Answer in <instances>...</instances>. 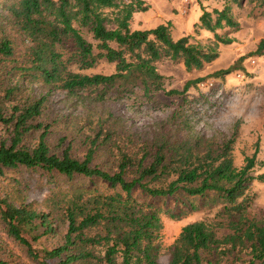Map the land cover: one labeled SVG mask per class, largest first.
Returning <instances> with one entry per match:
<instances>
[{
    "label": "trees",
    "instance_id": "16d2710c",
    "mask_svg": "<svg viewBox=\"0 0 264 264\" xmlns=\"http://www.w3.org/2000/svg\"><path fill=\"white\" fill-rule=\"evenodd\" d=\"M3 1L0 72H15L19 79L29 77L68 95L102 101L124 97L137 88L144 94L163 90V76L156 67L160 60L181 63L186 71L200 70L212 62L218 57L217 44L232 41L215 31L239 26L229 2L239 5L244 0H227L220 9L211 11L201 6L195 26L214 33L212 45L192 43L188 35L173 39L169 24L131 30L132 14L148 9L141 0ZM247 1L254 3L253 12L263 8L259 14L264 17V0ZM263 47L261 40L255 53ZM242 59L209 76L233 72ZM100 60L114 63V71L85 72ZM3 79L0 74V124L7 131L0 139V174L24 167L68 180L76 175L98 179L113 189L107 194L77 191L60 200L59 215L66 228L62 242L51 248L39 247L35 241L39 227L42 234L55 232L53 210L37 212L26 204L15 205L0 198L5 232L36 264H161L159 209L152 203L139 202L133 196L136 189L151 198L176 197L178 193L204 197L212 193L222 203L227 232L219 235L221 228L203 220L184 224L171 245L167 264H264V224L249 217L247 211L252 200L250 184L254 180L264 182V173H251L257 146L253 155L245 156L243 165L237 167L232 155L234 135L219 142L145 143L139 156L118 149L117 170L109 173L91 166L95 139L82 159L72 155L69 144L60 152L52 150L47 140L50 124L43 119L47 95L23 97L20 80L6 83ZM204 79L187 80L181 90L167 93L182 94ZM35 133L37 140L28 144L26 141ZM183 212L175 206L167 213L178 219ZM0 264H7L1 256Z\"/></svg>",
    "mask_w": 264,
    "mask_h": 264
},
{
    "label": "rangeland",
    "instance_id": "374dc122",
    "mask_svg": "<svg viewBox=\"0 0 264 264\" xmlns=\"http://www.w3.org/2000/svg\"><path fill=\"white\" fill-rule=\"evenodd\" d=\"M141 1L148 9L132 14L129 20L131 30L155 27L163 20L161 9L169 8L171 4V0ZM191 1L186 2L189 9L193 3ZM225 1L200 0V4L210 11L211 6L220 7V3L224 4ZM0 3L1 14L5 2L0 0ZM229 3L239 26L236 29L223 26L217 34L231 38V43H218V60L206 64L200 70L186 71L181 63L168 59L156 62L157 71L163 76V90L144 94L137 88L118 99L111 97L97 101L85 95L72 96L60 89H50L29 77L19 79L15 72L0 74L6 83L20 80L18 84L22 85L23 97L47 95L43 119L50 124L47 140L52 150L60 152L69 144L72 155L82 159L91 141L96 140L91 166L113 173L117 170L118 149L139 156L145 143L162 140L219 142L234 135V165L242 166L244 157L253 155L257 146L255 165L251 170L257 176L264 173V47L255 53L260 41L264 40V17L259 14L263 8H256L253 12L251 8L254 3H248L247 0L239 5ZM197 5L200 7L199 3ZM167 24L170 27V22ZM208 34L205 36L193 29L187 35L192 43L212 45L214 33ZM69 47L70 44L65 48L66 52ZM241 56L243 59L233 72L222 77L209 76L219 69L227 68ZM112 71L114 63L100 60L95 67L85 72ZM202 77L205 78L203 81L182 94L167 93L173 89L181 90L187 80ZM206 82H212V85L202 86ZM6 106H10L7 101ZM6 134V128L0 124V139ZM36 135L30 136L26 142L34 144ZM77 191L107 194L113 189L98 179L76 175L68 180L61 175L50 176L24 167L7 169L0 174V198L15 205L26 204L37 212L54 211L52 221L56 226L55 232L42 234L43 229L39 227L36 232L39 237L35 241L39 247L51 248L62 242L66 225L60 219L58 202ZM248 194L252 198L247 210L249 217L262 220L264 224V182L254 180ZM133 196L139 202L152 203L159 209L162 229L158 239V261L161 264L168 263L171 245L186 223L203 220L221 228L218 230L219 235L227 232L225 217L221 214L222 203L215 200L212 193L204 197L178 193L176 197L151 198L136 189ZM189 204L192 208H189ZM175 206L185 210L178 219L171 218L167 213ZM221 222L223 226L219 225ZM0 242V256L7 264H36L28 257L26 249L7 235L1 220Z\"/></svg>",
    "mask_w": 264,
    "mask_h": 264
},
{
    "label": "crops",
    "instance_id": "0c3cea01",
    "mask_svg": "<svg viewBox=\"0 0 264 264\" xmlns=\"http://www.w3.org/2000/svg\"><path fill=\"white\" fill-rule=\"evenodd\" d=\"M188 1L190 3L191 0H171V4L169 8L161 9L162 14L160 15L161 18H163V20L160 21L159 24H167V22H170V29H171L170 34L173 37V39H177L181 36L187 35L193 29L200 31V33L205 36L209 35L208 34L209 32L210 34H213L211 31H208L204 28H199L194 25L199 23V16L202 12L201 6L204 7L203 5L200 4V0L191 1L193 3L191 4L190 9L188 8L189 4L188 5L186 4V2ZM194 1L199 3L200 7ZM222 5L223 3H220V7L211 6L212 7L211 10L213 8L220 9ZM220 29H217L215 32L218 33ZM220 56L221 54L219 55V58ZM216 59L218 60V57ZM216 59L214 60L217 61Z\"/></svg>",
    "mask_w": 264,
    "mask_h": 264
},
{
    "label": "built area",
    "instance_id": "2783aa9c",
    "mask_svg": "<svg viewBox=\"0 0 264 264\" xmlns=\"http://www.w3.org/2000/svg\"><path fill=\"white\" fill-rule=\"evenodd\" d=\"M204 85L211 86L212 85V82H206V83L202 84V86H204Z\"/></svg>",
    "mask_w": 264,
    "mask_h": 264
}]
</instances>
